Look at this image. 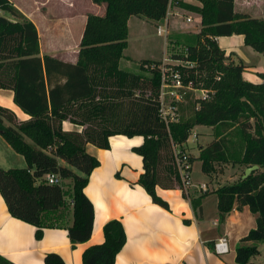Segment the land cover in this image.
Segmentation results:
<instances>
[{"label":"trees","instance_id":"trees-1","mask_svg":"<svg viewBox=\"0 0 264 264\" xmlns=\"http://www.w3.org/2000/svg\"><path fill=\"white\" fill-rule=\"evenodd\" d=\"M91 1L103 5L105 13L102 17L87 16L76 63L40 56L35 25L26 19L18 22L0 16V89L11 90L13 103L29 117L9 126L0 118V136L26 164L20 169L0 168V195L8 213L35 227V238L40 240L44 229L61 227L47 217L69 207L72 224L66 227L68 239L73 247L86 243L92 236L94 208L84 189L91 172L99 166L98 160L87 153L88 144L108 150L112 137H142L143 143L132 148L143 164V174L136 184L154 204L168 210L156 187L182 190L173 146L185 143L195 126L225 127L227 132L228 123H236L245 142L239 158L234 156L235 143L229 146L224 136L214 138L202 149L198 160L205 175L213 172L214 163L247 168L256 165L260 169L215 191L220 220L235 206H247L258 214L256 227L235 250L236 263L249 264L258 253L256 245L249 243L264 241V74L260 85L244 81L245 67L223 64L225 53L215 39L242 36L245 46L264 56V20L236 14L234 0H199L200 9L184 4L200 15L202 28L196 36H182L187 56L176 57L196 61L200 70L219 79H214L211 100L202 102L195 111V104L188 99L181 110L185 108L191 115L186 120L181 113L179 122L167 127L158 114L160 62H143L149 67V76L142 74L143 67L131 73L119 68V62L128 46L129 18L161 22L166 18L169 0ZM0 11L15 19L23 17L9 0H0ZM188 80L194 81L192 74ZM205 83L209 88L212 80ZM242 111L254 112L253 128L235 118ZM2 112L5 110L0 107ZM64 122L81 131L64 130ZM52 174L68 181V189L64 184H48L44 178ZM182 197L187 199L183 190ZM200 199L190 200L194 211L200 209ZM102 235L101 244L83 252L82 264H114L126 240L123 226L111 220L103 226ZM43 263L65 264L55 253L46 254ZM0 264L12 263L0 257Z\"/></svg>","mask_w":264,"mask_h":264},{"label":"crops","instance_id":"crops-1","mask_svg":"<svg viewBox=\"0 0 264 264\" xmlns=\"http://www.w3.org/2000/svg\"><path fill=\"white\" fill-rule=\"evenodd\" d=\"M183 1L185 4L200 7V3L196 0ZM9 2L19 12L25 14L24 8L15 4L13 0ZM91 7L92 13L86 11L87 13L77 17L72 23L68 22L74 27H71L70 31H79L82 36L88 15L104 16L103 5L98 6L92 3ZM176 9L177 6H174L171 11L179 10L196 17L194 22L188 24L185 19L190 16H181L186 27L196 23L200 27L201 19L197 14ZM171 11L167 17L168 20ZM234 12L264 20V0H234ZM0 16L7 18L4 14ZM37 32L39 36V30ZM181 35H184L183 32ZM215 41L220 50L225 53V58L231 63L242 64L245 69H251L256 74H264V56L245 46L242 36L218 37ZM220 41L225 43L221 45ZM62 46L69 48V41L67 40ZM48 51L44 55L68 63L77 61V52L72 59L71 53L52 54L51 50ZM246 55H251L255 64ZM40 56H43L42 48H40ZM242 79L254 85L263 83L261 76H242ZM0 106L16 114H23L26 120L29 118L13 103L11 90L0 89ZM66 123L68 122H64L63 125ZM251 125L253 128L252 120ZM64 127L65 130H70ZM74 127L78 128L77 131H81L80 127ZM198 128L201 127L198 126ZM213 139L212 131L208 130L206 136L202 137L203 145L197 152L192 150L190 153L194 157L191 172L192 187L186 195L187 198L189 195L193 199L201 197L200 209L197 211L192 209L190 199L182 197V190L178 188L165 190L156 187V194L169 206L166 210L154 204L145 191L136 184L139 176L143 174V164L141 157L133 153L132 148L139 147L143 143L142 137L131 139L124 136L112 137L109 139L108 150L98 149L88 144L87 153L99 162V166L91 172L84 189L85 195L94 208L91 238L86 243L77 244L75 247L71 245L66 227L72 224V215L71 209L67 207L47 217L61 227L44 229L43 237L37 240L35 227L11 217L0 195V257L12 264H44V256L55 253L63 259L65 264H82L83 252L103 242V226L111 220H117L123 226L126 240L114 264H237L235 250L240 240L256 227L258 214L251 212L247 206L239 208L235 206L223 220H220L215 191L222 186L237 182L247 167L221 163L220 171L212 172L210 175L202 173L198 156ZM0 141H2L0 149L4 151L3 154L0 153V168L4 170L24 168L26 166L24 159L14 153L4 140ZM227 141L236 143L235 140L228 138ZM235 149V157H239L244 151V148L239 150L236 147ZM194 164H197L195 172ZM258 170H260L259 167ZM116 174L119 177H116ZM202 184L206 185L205 192L200 190ZM67 189L68 186L65 190ZM221 237L227 239L229 251L223 256H217L214 254L213 246ZM249 244L256 245L258 251L257 255L249 260V264H264V241Z\"/></svg>","mask_w":264,"mask_h":264},{"label":"rangeland","instance_id":"rangeland-1","mask_svg":"<svg viewBox=\"0 0 264 264\" xmlns=\"http://www.w3.org/2000/svg\"><path fill=\"white\" fill-rule=\"evenodd\" d=\"M196 1L200 3V7H195L192 5H189V6L192 8H196V9L202 8V3L199 0H196ZM13 2L15 4H18L20 7L24 8L23 10L25 14L19 12L23 16L22 18L15 19L1 11H0V14H4V16H6L7 18H10L18 22H22L23 19L29 20L33 24L35 22L34 25L37 31L39 30V36H40V37L38 36L40 38L39 45L41 46L40 48H42L43 56L45 53L49 52L48 50H51L50 52L52 54H61L64 52L67 54L71 53L73 54L72 59H74L76 52L78 53L79 51L81 33L79 31L78 32L70 31L71 27L73 26H71V24L68 22L72 23L73 20L76 19L77 17L83 16L86 11L92 13L93 11L91 7L92 1H88V0H13ZM180 3L183 5L182 6L178 5L177 9H184L190 13H195L200 17L198 13L191 11L189 9L187 10L185 8V5H184L185 3L183 0H181L179 4ZM80 11H82L83 14ZM181 16H190L193 18V22L195 21V18H196V17H193V15L191 14H186L179 10H177V12L172 10L171 15L168 20L169 35L167 36V38H161L156 35V27L159 25H163L164 21L153 23L144 18L133 16L127 24L128 46L123 53L124 59H121L119 62V68L126 70L128 72H131V73H138L140 71V68L143 67L145 71H142V74H144L145 76H149V72H147V69L149 67L143 64L145 60H153L156 62H161L165 56L167 57L184 56L185 47L183 46V43H182L183 42L182 36H188V35L196 36L197 34H199L202 26L200 24V27H199V25L197 26L198 23H196V24L191 25L190 27L189 25H187L188 27H186V23L184 22V19H181L182 18ZM182 32L184 35H181ZM67 40L69 41V48H64L62 45ZM220 43L221 45H223L225 41L224 42L220 41ZM250 56L251 55H246V57L251 59L253 63L255 64L254 62L255 60ZM229 63L231 62L228 59H226L223 62V64H229ZM216 76L217 75H214L213 73H209V71L205 70L203 71L201 76H193L194 77L193 83L195 84V86H205L206 85L205 81L211 79L212 84L210 85L209 88L213 89L214 79L216 78ZM242 76L249 77V76H261V75L256 74L251 69H244ZM213 96L214 94L211 96V99L213 98ZM0 107L5 110V112H2L0 114L2 123L5 126L11 125V123L12 125H17L18 122L22 123L26 121L25 116L23 114L21 113L16 114L14 113V111H11L10 109L6 107H2V106ZM181 113L182 115H184V119L186 120L188 116L191 115V113L188 112V110H186L185 108L181 110ZM239 116L240 117L237 116L235 118L236 119L239 118L238 120L240 122H243L244 124L251 125V120L252 121L254 120V112L252 114V111H242L241 115ZM8 120H11V122H9ZM64 126H66V128H70V130H73V129L78 130V128H75L70 123L69 124L66 123L65 125H63V129L65 130ZM228 126H229V129L228 131L226 129L227 132L224 131L225 127L219 128V126L208 127V126L202 125V126H199L201 128H198V126H195L189 132L188 142L186 141L179 148L183 150V152H185L189 156V158L191 159L193 163L194 157H192L190 153L192 152V150L194 152H197V150L201 147V145H203L202 137H205L206 134L208 133V130H211L214 138L225 136L224 138H226V142L229 146H232L231 144L233 141H227V138L231 140H235L236 142L234 145L235 148L237 147L239 150H241L244 147L245 142H244V138L241 137L240 131L238 130V124L229 122ZM200 136L202 137L200 138ZM0 140H3L1 136H0ZM0 153L3 154L4 151L0 149ZM10 165H11V162H10ZM220 166H221V163H214L213 172L220 171L219 170ZM14 167H17V166H14ZM193 169L195 172V170L197 169V164H194ZM67 183L68 181H65L64 183L65 189H66ZM183 191L185 194H187L189 189L183 190ZM188 197L189 198L187 199H190V200L193 199L189 195Z\"/></svg>","mask_w":264,"mask_h":264},{"label":"built area","instance_id":"built-area-1","mask_svg":"<svg viewBox=\"0 0 264 264\" xmlns=\"http://www.w3.org/2000/svg\"><path fill=\"white\" fill-rule=\"evenodd\" d=\"M181 0H169L166 16H169L172 7L178 6ZM164 24L156 27V35L167 38L169 35L168 19L163 20ZM186 23L193 22V18L185 19ZM184 56H187L184 50ZM160 73L159 83V109L160 120L168 127L170 124L178 123L181 119V108L190 99L195 104V111L200 108L202 102L211 100L215 93L213 89L205 86H195L188 76H201L202 70L198 68L196 61H186L177 57L165 56L158 66ZM219 78H216L218 80ZM189 139H187L188 142ZM173 156L176 169L180 178L183 190L192 187V164L189 156L178 146H173ZM44 180L50 185H63V180L58 175H48ZM201 191H206V185L200 186ZM214 254L223 256L228 253L229 246L227 239L219 238L213 246Z\"/></svg>","mask_w":264,"mask_h":264},{"label":"water","instance_id":"water-1","mask_svg":"<svg viewBox=\"0 0 264 264\" xmlns=\"http://www.w3.org/2000/svg\"><path fill=\"white\" fill-rule=\"evenodd\" d=\"M256 170H258V166L256 165L246 168L241 179L242 180L246 179L251 173H253Z\"/></svg>","mask_w":264,"mask_h":264}]
</instances>
